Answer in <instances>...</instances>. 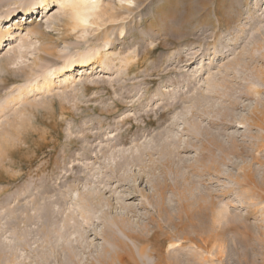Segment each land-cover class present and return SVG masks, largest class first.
I'll return each mask as SVG.
<instances>
[{
  "label": "rangeland",
  "instance_id": "obj_1",
  "mask_svg": "<svg viewBox=\"0 0 264 264\" xmlns=\"http://www.w3.org/2000/svg\"><path fill=\"white\" fill-rule=\"evenodd\" d=\"M74 6L0 0V264H264V0Z\"/></svg>",
  "mask_w": 264,
  "mask_h": 264
},
{
  "label": "bare ground",
  "instance_id": "obj_2",
  "mask_svg": "<svg viewBox=\"0 0 264 264\" xmlns=\"http://www.w3.org/2000/svg\"><path fill=\"white\" fill-rule=\"evenodd\" d=\"M45 1H47V0H45ZM69 1H70L72 6L76 4V6H74V20L76 21V24L78 26H83L85 23H81V20H87V22H88V19L91 16V12L97 8V3L99 0H69ZM43 7H47L46 2L43 4ZM33 9L34 8L24 10L23 11L24 15L26 16L28 11H29V13L32 12ZM13 16H14V14H12V17ZM10 21H12V18L8 15L6 22H10ZM90 62H91V58H84L82 61V63L85 65L90 64ZM71 66H72V64H70V67ZM173 245L174 244L172 243L169 246L171 247ZM119 257H121V259H123V261H126V256H119ZM228 261H233V258H230V260H228Z\"/></svg>",
  "mask_w": 264,
  "mask_h": 264
},
{
  "label": "snow or ice",
  "instance_id": "obj_3",
  "mask_svg": "<svg viewBox=\"0 0 264 264\" xmlns=\"http://www.w3.org/2000/svg\"><path fill=\"white\" fill-rule=\"evenodd\" d=\"M81 23H85L86 24L87 23V20H81Z\"/></svg>",
  "mask_w": 264,
  "mask_h": 264
}]
</instances>
